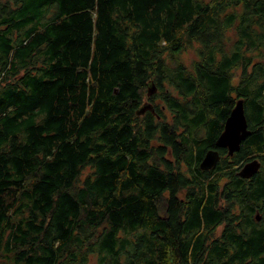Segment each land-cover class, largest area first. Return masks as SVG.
I'll return each mask as SVG.
<instances>
[{
  "label": "trees",
  "instance_id": "16d2710c",
  "mask_svg": "<svg viewBox=\"0 0 264 264\" xmlns=\"http://www.w3.org/2000/svg\"><path fill=\"white\" fill-rule=\"evenodd\" d=\"M263 58L264 0H0V264H264V175L189 176L186 136L178 171L157 118L193 134L237 90L234 155L260 154ZM149 79L163 105L137 114Z\"/></svg>",
  "mask_w": 264,
  "mask_h": 264
},
{
  "label": "flooded vegetation",
  "instance_id": "af4514ba",
  "mask_svg": "<svg viewBox=\"0 0 264 264\" xmlns=\"http://www.w3.org/2000/svg\"><path fill=\"white\" fill-rule=\"evenodd\" d=\"M240 71H236L235 72V85H239L240 83L237 80V75L239 74ZM234 96V98H233ZM238 98H243L242 96H237V90H235L231 97L229 99H231V103H229V107H227V111L223 116H218V114H216L215 111H213L211 108L210 103L208 102V99L206 98V116H204L203 119V123L202 126L193 134L189 133V124L184 125L182 123V121L184 120L183 118L180 117V112L182 111L181 108H173L172 111L169 109H165L162 112V116L158 115L157 118H160V120L162 122H165L163 126H174L175 130H176V134H173V139H174V143H176L175 146H173V151H174V160L177 162L178 167L177 170L180 172H184L186 170V166L188 164L187 160L188 157L186 156L187 152L184 151V147H189L188 145H184L182 142L184 139L183 136L187 137V140L192 143L193 145V160L194 162L197 164V167H192L191 166V170L193 171V174L189 175V176H197V177H206V180H210V179H220V180H225L227 177H231V175H233V170H234V177H242L239 174V170L241 169V167L243 166V164L251 159H257L259 161V166H258V170L251 175L252 176H258V175H264V151L260 152V154L255 155V154H250V156L246 159H242L241 156L238 155H234V152L230 155H228L227 153V147L223 146V145H218L215 143V140L217 138V136L220 134V132L224 129V124L226 121L227 116L229 115L232 106L234 105L235 101ZM144 101V99L142 100V102ZM244 101V100H243ZM166 111H171V117H167L166 115ZM264 112V109H263ZM244 113L245 116L247 118V128L250 130V132L248 134L245 135V137L242 139V142H245V139L248 135H250L252 133V129H251V123L249 121L248 118V113H247V107L246 104L244 103ZM182 120V121H181ZM169 122H171L170 124H168ZM210 124L213 126V128L216 130V134L215 137H212L210 139H208V131L210 128ZM257 129H260V131L264 132V116L261 120H259V122L256 124ZM261 135H263V133H260ZM197 141H194V140ZM199 140H206V144L199 149V145L203 144L204 142H198ZM210 140V141H208ZM182 144V145H181ZM240 144V145H241ZM264 146V144H263ZM209 149H213L216 150L218 152V158L215 161V163L207 168H201L200 167V162H201V158H203V156L205 155L206 151ZM238 151V150H236ZM238 158V163L234 164V169H231V167L228 165L229 162H232L234 159ZM200 161V162H199ZM249 177V178H250ZM247 178V179H249ZM259 210V206L255 208L254 211H258ZM261 214V213H260ZM259 214V215H260ZM261 218V215L259 216V218L257 220H259Z\"/></svg>",
  "mask_w": 264,
  "mask_h": 264
},
{
  "label": "water",
  "instance_id": "95a60500",
  "mask_svg": "<svg viewBox=\"0 0 264 264\" xmlns=\"http://www.w3.org/2000/svg\"><path fill=\"white\" fill-rule=\"evenodd\" d=\"M156 83L154 80L149 79L146 82V95L150 96L156 91ZM146 109L155 112L152 104L147 101H143L136 109L137 114H142ZM250 130L247 128V118L244 113V101L243 98H238L231 108L229 115L226 118L224 129L217 136L215 143L217 145H223L228 148V153L232 154L234 151L240 148L242 139L248 134ZM218 152L213 149L206 151L203 156L200 167L207 168L212 166L218 158ZM259 166V161L251 159L243 164L239 170V174L244 178H249L253 175ZM259 214H256V218H259Z\"/></svg>",
  "mask_w": 264,
  "mask_h": 264
},
{
  "label": "rangeland",
  "instance_id": "374dc122",
  "mask_svg": "<svg viewBox=\"0 0 264 264\" xmlns=\"http://www.w3.org/2000/svg\"><path fill=\"white\" fill-rule=\"evenodd\" d=\"M236 34H237V32H236V28L234 26H230V27H228L225 30L224 39H223L225 47L232 46L234 40L237 38ZM195 47H196V43H193L192 46L186 47L185 50H183L180 53L179 58L184 62L185 65H189L192 60H196L197 59V54L195 52ZM263 60H264V58H263ZM155 92H157V88H156ZM148 97L149 96L146 95V90H145L143 99H144V101L150 102L152 104L153 108H154V104L155 105L159 104V106H160L163 103L157 97H154V99H149ZM162 109L165 110L164 105H163ZM145 111H144V113H145ZM165 113H166L167 117H171L170 112L166 111ZM228 165L231 167V169H234V167H235L232 162H229ZM2 264H6V263H2Z\"/></svg>",
  "mask_w": 264,
  "mask_h": 264
},
{
  "label": "bare ground",
  "instance_id": "6f19581e",
  "mask_svg": "<svg viewBox=\"0 0 264 264\" xmlns=\"http://www.w3.org/2000/svg\"><path fill=\"white\" fill-rule=\"evenodd\" d=\"M218 146V145H217ZM227 153H228V148H227ZM228 155H230L229 153H228ZM202 168V167H201Z\"/></svg>",
  "mask_w": 264,
  "mask_h": 264
}]
</instances>
